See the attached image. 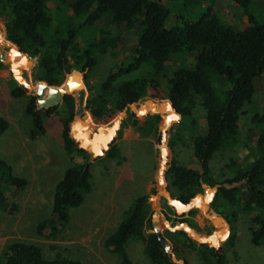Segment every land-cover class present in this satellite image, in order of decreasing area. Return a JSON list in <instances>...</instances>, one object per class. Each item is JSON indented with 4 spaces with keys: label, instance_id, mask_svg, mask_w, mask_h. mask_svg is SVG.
I'll list each match as a JSON object with an SVG mask.
<instances>
[{
    "label": "trees",
    "instance_id": "trees-1",
    "mask_svg": "<svg viewBox=\"0 0 264 264\" xmlns=\"http://www.w3.org/2000/svg\"><path fill=\"white\" fill-rule=\"evenodd\" d=\"M50 1L0 0V20L6 39L34 59L36 82L55 88L63 83L67 74L81 72L89 91L87 109L97 124H106L117 112H126L123 128L130 126L142 136L156 137L158 173L150 194H156L157 190H173L176 200L187 205L202 193L204 186L217 187L210 207L231 228L223 247L212 248L206 244L197 247L182 227L178 230L174 227L175 222L190 226L189 218L197 211H189L187 217H173L164 211L165 225L173 232L165 230L162 236L152 224L150 194L142 195L124 212L116 231L106 238L105 249L116 254L121 264H131L126 253L131 241L144 244L143 252L150 264H178L173 255L182 257L184 264H188L184 253L195 250L203 264H225L226 252L234 247L241 217L248 221L250 243L255 247L264 245V110L254 113L250 119L249 132L256 129L258 133L254 138L248 136L252 142L248 158L240 160L236 156L240 119L255 96L254 81L264 75V20L254 12L253 0H227L247 19V26L241 29L222 22L211 5L195 20L178 16L169 24L170 11L161 0H74L72 3L54 0L53 6H49ZM182 1L202 4L207 0ZM257 8L264 11V6ZM104 20L106 23L102 24ZM123 26L125 32L134 33L137 40L135 51L129 56L117 53ZM14 45L6 58L4 53L0 54L2 61L14 62L17 56ZM188 54H193L191 67H179L169 77L164 74L170 62ZM108 55L116 60L115 63L100 83L91 84L92 72L100 59ZM31 64L22 56L18 64L14 63L13 70L21 81L17 65L27 68ZM133 73L139 75L123 79ZM162 73L164 80L159 79ZM211 73L224 89L218 91L213 85ZM64 88L66 93L58 103L44 109L39 108L38 102L46 98L47 90L36 88V92L27 94L24 87L16 84L10 88L13 99L26 100L24 114L31 123L27 132L30 140L44 135L47 118L60 116L63 149L72 165L55 187L52 201L55 223L49 225L43 221L36 228L38 236L49 240L62 232L70 221V211L81 206L85 194L91 191L90 168L91 162L96 160L70 136L71 122L81 109L84 96L79 76L75 74ZM197 106L204 110L203 134L197 133L194 118ZM131 108L137 114L146 109L150 112L139 120L137 115L130 113ZM166 111H171L168 116ZM169 117L180 118V121L160 130L158 125ZM86 119H90L88 115ZM8 128L9 123L0 117V136ZM186 129L191 131L189 139L197 169L181 164L175 155L176 145L181 140L179 132ZM101 137L97 135L93 140L103 141ZM227 150L233 154L225 165L228 173L222 170L218 179L212 172L211 162L216 154ZM115 152L116 147L111 145L106 156L114 157ZM26 186L27 180L17 176L12 167L0 159V209L6 205L7 213L15 215L18 205L6 191L23 190ZM163 208L173 211L166 203ZM211 218L219 224L217 216L212 214ZM190 232L200 241L211 240ZM157 234L165 243V239L170 241L172 250L164 247ZM169 235L173 236L172 240L167 237ZM220 235H227L225 226ZM0 264L83 263L60 255L47 259L39 246L13 242L2 252Z\"/></svg>",
    "mask_w": 264,
    "mask_h": 264
},
{
    "label": "rangeland",
    "instance_id": "rangeland-1",
    "mask_svg": "<svg viewBox=\"0 0 264 264\" xmlns=\"http://www.w3.org/2000/svg\"><path fill=\"white\" fill-rule=\"evenodd\" d=\"M64 1L67 3L74 2V0ZM161 1L170 11L169 24L178 16L195 20L209 5L214 7L213 10L215 11V15L227 25L234 26L236 29H241L248 24L246 17L240 13L239 10H234L233 5L227 0H207L202 4H188L182 0ZM53 2L54 0H51L49 6H53ZM263 6L264 0H253L252 8L256 14L260 15L258 18L261 20H264V11H260V8L258 9L257 7ZM101 23L105 24L106 20ZM109 29L114 33L116 32L114 27H110ZM121 30V41L117 53L118 56H129L135 51L136 36L134 33L125 32L124 26ZM0 37V54H5L10 51L13 46L10 45V43H8L9 41L5 38L1 20ZM115 61L116 60L109 55L101 58L99 64L92 72L90 83H100ZM0 62L6 64L7 68L11 69L15 77V70H13L14 63H10L7 60L6 62L0 60ZM34 64L33 62L31 66L23 68L24 74H21L23 82L19 81L25 84L27 94L36 92V88L40 85V82L37 83L34 79ZM192 65L193 54L184 55L170 62L164 74L169 77L175 69L182 66L191 67ZM17 67L19 68L20 66L17 65ZM75 74L79 76L81 85L85 91L82 109L78 115L86 117L89 115L87 109L89 91L81 72L73 71L67 74L63 83L55 88L57 90L63 89L67 81ZM164 74L162 73L159 76L160 80L165 79ZM138 75L139 73H133L124 76L123 79L134 78ZM210 78L218 91L224 89V86L219 87L215 81L216 76L214 73H211ZM8 85L10 86L11 84L9 83ZM8 85L0 78V117L4 118L10 124L8 130L0 136V159L5 160L12 167L17 176L26 179L27 186L20 191L15 189H8L6 191L10 198L17 203L18 212L15 215H9L7 213L8 206L6 205L2 210L0 209V257L7 245L13 242H25L39 246L43 252V256L47 259H52L60 255L71 260L81 261L83 264H120V258L116 256V254H106L107 252L105 251L107 250L103 249V247L99 253L97 241L100 239V236H102V240H104L112 234V224L115 225V222L120 220L121 211L129 208L137 197L142 196L146 191L148 182L156 177L158 173V151L156 150L157 148H155L156 137L139 135V140H137V142L135 140L137 134L132 130L129 136L124 135L129 128L128 126L125 128L122 127L115 139L118 140L120 146L125 145L126 149L132 148L131 155L128 157V162L126 161L127 153L121 149L122 154L126 157L124 161L122 159L119 161V165L117 159H115L111 162L109 160L99 163L96 162V164L91 166L92 188L89 193L85 194L84 203L78 208L70 211L69 223L55 239L49 240L42 238L36 234V228L38 224L43 221H47L49 225L55 223L56 218L52 214V201L55 187L63 177L66 169L70 167L72 163L63 149L60 116L54 115L47 118L44 125V135L35 140H30L27 139L26 136H23V129H26L29 124L28 121H30L24 114L26 100L24 98H10L8 95ZM254 90L255 96L253 101L246 107L245 114L240 119V136L238 137L239 148L236 153V156L240 160H246L249 156L248 147L252 142L248 136L254 138L258 133L256 129L249 132V128L251 126L250 119L252 115L254 113H262L264 110V75L254 81ZM203 116L204 110L200 106H197L194 112V118L197 120V133L199 134L205 132L203 128ZM126 117L127 113L117 112L108 123L103 125L95 124L89 131H85L83 135L87 133V138L81 139L88 140V136L98 134V128L104 127L109 129V125L113 123L117 124L120 119H125ZM172 120L174 119H170L169 117L168 123H161L162 129H166ZM175 121L179 122L180 118ZM190 132V129L179 132L181 140L176 145L175 155L181 164L192 169H197V162L193 157L191 141L189 139ZM76 142L78 143V141ZM230 155L233 156L230 150L218 153L211 162L212 172L218 179L221 178L222 170L228 173V170L225 169V165L228 163ZM98 158L99 156L96 157V159ZM123 167H125L124 171L117 179L115 174L111 173V170L120 172ZM115 190H117V192L115 193L114 199L116 201H121L119 202L121 209L119 208L117 212L113 211L112 217L109 218L108 216L105 219H103L104 217H96L93 212L95 201H106L109 193ZM166 194L170 196L171 201L176 200L173 190ZM171 201L164 195V190H157L156 194L150 196V208L151 205L155 207L154 221L157 222L158 216L165 210V208H163L165 203L173 210L172 212L165 210L168 215L173 217L179 215L171 205ZM208 211L209 210H207L205 214L206 216L204 215L206 221L212 219L207 215ZM116 213L118 217L115 216ZM215 215L218 218L221 217L219 214L215 213ZM103 220H106L104 224ZM190 223L194 226L191 220ZM108 224L110 225L107 226ZM104 225H106L107 230L100 234L99 229ZM168 225L173 228L171 224ZM174 227H179V224L175 222ZM236 232L237 237L234 247L226 252L225 264H264V245L255 247L250 243L248 221L246 217H241ZM129 243L130 244L126 247V253L132 263L150 264L142 251L144 244L139 241L138 243H134L133 241ZM98 256H102V262H99Z\"/></svg>",
    "mask_w": 264,
    "mask_h": 264
},
{
    "label": "crops",
    "instance_id": "crops-1",
    "mask_svg": "<svg viewBox=\"0 0 264 264\" xmlns=\"http://www.w3.org/2000/svg\"><path fill=\"white\" fill-rule=\"evenodd\" d=\"M3 28H4V25H3ZM4 35H5V29H4ZM5 38H6V35H5ZM7 40V39H6ZM13 45V44H12ZM15 48H16V53H17V56L14 58V62L13 63H16V64H18L19 62H20V55L18 56V50H20V49H17V47L15 46ZM9 52V51H8ZM8 52H6V53H8ZM6 53H5V58H6ZM23 57V56H22ZM25 58H28L31 62H32V64H33V61L31 60V58L28 56V55H25L24 56ZM7 61H9L8 59H6ZM10 62V61H9ZM11 63V62H10ZM35 65V64H34ZM19 70H20V72H21V74H24V70H23V68L22 67H19L18 68ZM0 78L2 79V80H4L6 83H7V85L10 83L11 85L9 86H7V88H8V95L10 96V88L12 87V86H14L15 84L16 85H18V86H21V87H24L25 89H26V87L22 84V83H20L15 77H14V75H13V72H11V69L10 68H7V65L6 64H2L1 62H0ZM71 81V79H69L68 81H67V83L65 84V86L69 83ZM81 83V82H80ZM83 88V87H82ZM65 89V88H64ZM47 92H45L44 93V96L45 97H47ZM10 98H12L11 96H10ZM13 99V98H12ZM83 102V101H82ZM141 108H147L146 106H142ZM81 109H82V104H81ZM81 109L74 115V118H73V121L71 122V129H70V136H71V138L75 141V143L78 145V143L76 142V141H78L77 140V136H80V135H83V133L85 132V131H89V129H91L92 128V126H95V124H97L96 122H95V120L93 119V117L91 116V113H90V111H89V109H88V111H89V118L92 120H88V119H86V117H81L82 115H78L79 113H80V111H81ZM130 111V113H134L135 115H137L136 117L139 119V120H142L145 116H146V113H148V112H150L149 111V109H146L143 113H140V114H137V112L135 111V110H133L132 108L129 110ZM167 113V116L170 114V112L171 111H166ZM126 113V112H125ZM26 117V116H25ZM127 118V117H126ZM126 118L125 119H120L119 120V122L117 123V124H115V123H113V124H111V125H109V127L110 128H112L114 125H115V129H114V133L112 134V136H111V141H110V143H109V148H102V146H101V142H99V140H97V141H94L93 140V138L95 137V136H99V135H102V137L101 138H103V139H106L107 137H108V135L110 134V128L108 129V128H105V130H104V132L103 133H98V134H96V135H93V136H88V141H89V144L91 145V146H93V147H97V148H99V150L101 151V152H104V154H102L101 156H99V158L98 159H96V160H93L92 162H91V166H93L94 164H96V162L97 163H99V162H101V161H106V160H109L110 162L111 161H113V160H115V159H117V162H118V165H119V161L122 159L123 161L125 160V157H126V161L128 162V157L131 155V149L132 148H128V149H126V146L124 145V146H120L119 144H118V140H116L115 138H117V134L118 133H120V129H122V125H123V122L126 120ZM28 119V118H27ZM175 120H172L171 122H170V125L166 128V129H168V128H170L171 127V125H173L175 122H174ZM29 122V124H28V126L26 127V129L24 128L23 130H24V135L23 136H26V138L27 139H29L28 138V136H27V132H28V130L31 128V123H30V121H28ZM161 123H163V122H161ZM161 123L158 125V128L160 129V130H163L162 129V127H161ZM103 125V124H102ZM9 126H10V124H9ZM24 126V125H23ZM76 126H79V128H77ZM128 130H126L127 131V133H125L124 135H127V136H129V134L132 132V130L135 132V134H137L136 136H135V140L137 141V140H139V133L138 132H136L135 130H134V128H132V127H130V126H128ZM23 130H22V132H23ZM125 131V132H126ZM150 136H153V135H148L147 137H150ZM126 137V136H125ZM153 137H155V136H153ZM163 137H164V133H163ZM138 142V141H137ZM111 145H114L115 147H116V152H115V154H114V157H110V158H108L107 156H106V152L107 151H109V149H110V146ZM79 146V145H78ZM155 148H157L156 147V145H155ZM123 151H125L126 153H127V155L125 156V155H123L122 154V150ZM157 150V149H156ZM88 154H92L91 153V151H86ZM92 157H93V155H91ZM93 158H95V157H93ZM124 168L125 167H123V169H122V171H114V170H111L112 172V174H115V176L117 177V179H118V177L120 176V174L124 171ZM91 169V168H90ZM156 178H157V174H156V177H154L153 178V180H150L149 182H148V186H147V188H146V191H145V193L143 194V195H149L150 194V192H151V189L154 187V182H155V180H156ZM16 190V189H15ZM17 191H20V190H17ZM117 192V190H115V191H113L112 193H109V195H108V197L106 198V201L104 200V201H95V203H94V207H93V212L95 213L94 215H96V217H104L103 219H105V218H107V216H108V218L109 217H112V215H113V211H118L119 210V208L121 209V207H120V204H119V202H121V201H116L115 199H114V196H115V193ZM204 194H205V189L203 188V191H202V193L201 194H199V197H200V202L201 203H204L205 201H204V198H203V196H204ZM150 196H151V194H150ZM150 196H149V199H150ZM84 203V202H83ZM191 203V202H190ZM187 204V206H189V205H191V204ZM159 204V203H158ZM155 207L153 206V205H151V211H152V224H153V227H154V230L155 229H159L160 231H161V234H162V236L163 235H165L166 234V232H165V230H168V231H171V232H173L171 229H169V227H166V225H165V218H164V216H163V212L165 211V210H163L161 213H160V215L158 216V220H157V222L156 221H154L155 220V217H154V213H155V209H154ZM128 209V208H127ZM126 209V210H127ZM207 209L209 210L208 211V213L211 211V213L209 214V217H211V214H214L215 215V211L210 207V204H208L207 205ZM126 210H122L121 211V214H120V220H118L117 222H115V225L114 224H112L113 225V229H112V231H111V233H114L115 231H116V229H117V227H118V225L120 224V222H121V220H122V218H123V215H124V212L126 211ZM191 210H196L197 212H196V214L193 216V217H190L189 219L192 221V223H194V226L191 224L190 226H189V229L194 233V234H196V235H198V236H202V237H211V236H216V238H217V242H218V244H217V248H219V247H223L225 244H226V242L228 241V239H229V237H230V234H231V228H230V226H229V224L227 223V221L226 220H224L222 217H217L219 220H220V222H219V224L217 225V224H215L214 223V220L213 219H211L210 221H206V219H205V217H204V215L206 214V212H202V211H200L199 209H197L196 207H194L193 205H191L189 208H188V210L186 211V213L184 214V216L185 217H187V214H188V212L189 211H191ZM166 212V211H165ZM207 213V214H208ZM217 214V213H216ZM202 215V216H201ZM115 216H117L118 217V214L116 213V215ZM177 216H179V215H177ZM206 216V215H205ZM216 216V215H215ZM122 217V218H121ZM106 222V220H103V224ZM178 224V223H177ZM110 224H108L107 226H109ZM224 226L227 228V235L226 236H221L220 235V233H221V231H222V229L224 228ZM182 226L181 225H179V227H176V229L178 230V229H180ZM107 230V227H106V225H104V226H101V228L99 229V233L100 234H102V233H104L105 231ZM189 237H191L188 233H186ZM170 240H172L173 239V236L172 235H169V236H167ZM105 240L106 239H104V240H102V236H100V239L97 241V247H98V251H99V253L101 252V248L103 247V249H105V247H104V242H105ZM166 240V245H167V249H169V250H172V244L170 243V241L168 240V239H165ZM134 243H138V241H133ZM140 242V241H139ZM130 244V243H129ZM128 244V245H129ZM196 244H197V247H199L200 245H202V244H199V243H197L196 242ZM208 247H211V246H209L208 244H206ZM143 249H142V251L144 250V245H143V247H142ZM213 248V247H212ZM106 250V249H105ZM4 251V250H3ZM2 251V252H3ZM105 252H107L106 254H108V255H115V254H112V253H110V252H108V251H105ZM144 253V252H143ZM117 256V255H116ZM145 256V255H144ZM188 256H189V258H188ZM99 257V262H102V259H101V257L102 256H98ZM184 257H186L187 258V260H188V264H203V261L201 260V258H200V256H199V253H198V250H195V251H192V252H186V253H184ZM146 258V257H145ZM173 260L176 262V263H178V264H184V260L182 259V257H180V256H175V255H173ZM131 261V260H130ZM119 263H120V261H119ZM121 264V263H120ZM131 264H133L132 263V261H131Z\"/></svg>",
    "mask_w": 264,
    "mask_h": 264
},
{
    "label": "water",
    "instance_id": "water-1",
    "mask_svg": "<svg viewBox=\"0 0 264 264\" xmlns=\"http://www.w3.org/2000/svg\"><path fill=\"white\" fill-rule=\"evenodd\" d=\"M8 43H10V42H8ZM17 49H19V48L17 47ZM18 51H19L18 52V55L23 56V57L26 55L25 53L21 52L20 50H18ZM1 54H3V53H1ZM0 60H1V58H0ZM32 61L35 63L34 59H32ZM82 77H83V75H82ZM15 78L18 81L23 82V81H21L20 78H18L16 76V74H15ZM23 85L25 86L24 83H23ZM38 88H39V91H42L43 89L48 91L47 97L45 99H42V100H40L38 102V106H39L40 109H44V108H48V107L55 106L58 103V101L62 98V96L66 93V90L65 89H59V90H57L54 87H49L44 82H40V85L38 86ZM37 94L39 96H42V94H40L38 92H37ZM84 94H85V91H84ZM168 121H169V119L165 123H168ZM114 127H115V125L112 128H110V130H109L110 131V134L108 135V137L106 139H104L103 141H101L102 148H109V143L111 141V136L114 133V129H115ZM104 130H105L104 127H100V128L97 129V132L98 133H103ZM87 135L88 134L85 133L84 135L77 136L79 147L81 149L85 150V151H91L93 157H98V156L104 154V152H101L99 150V148L91 146L89 144V141L87 139H83V140L81 139V138H87ZM203 188L205 189V194L203 196L205 202L204 203L199 202V198L200 197H199V195H196L191 200V203L190 204H192L194 207H196L200 211L206 212L208 210L207 209V205L208 204H211L212 201L214 200V197H215V195L217 193V187L210 188V187L204 186ZM166 193L167 192L164 191V195L166 196V198L169 199V201H171L170 200L171 199L170 196L167 195ZM171 205L175 208V210L177 211V213L179 215H183L188 210L187 205L182 204L178 200L171 201ZM182 229H184L185 232L188 233L195 242H197L199 244H208L211 247L217 248L218 242H217V240H216L217 238H215V236H211L210 237L211 240L200 241L195 236H193L191 234L188 225H183L182 226ZM157 235L159 236V239L162 241L164 247L167 249L166 243L163 241V239L161 238V236L159 234H157Z\"/></svg>",
    "mask_w": 264,
    "mask_h": 264
}]
</instances>
